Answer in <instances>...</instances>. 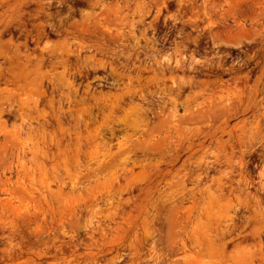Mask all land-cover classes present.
Returning a JSON list of instances; mask_svg holds the SVG:
<instances>
[{
  "label": "rangeland",
  "instance_id": "374dc122",
  "mask_svg": "<svg viewBox=\"0 0 264 264\" xmlns=\"http://www.w3.org/2000/svg\"><path fill=\"white\" fill-rule=\"evenodd\" d=\"M0 264H264V0H0Z\"/></svg>",
  "mask_w": 264,
  "mask_h": 264
}]
</instances>
